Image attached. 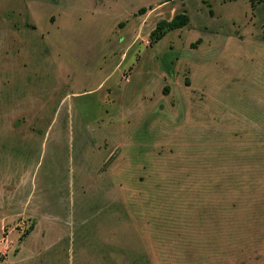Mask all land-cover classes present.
I'll return each instance as SVG.
<instances>
[{
	"label": "rangeland",
	"instance_id": "1",
	"mask_svg": "<svg viewBox=\"0 0 264 264\" xmlns=\"http://www.w3.org/2000/svg\"><path fill=\"white\" fill-rule=\"evenodd\" d=\"M0 264H264V0H0Z\"/></svg>",
	"mask_w": 264,
	"mask_h": 264
},
{
	"label": "trees",
	"instance_id": "2",
	"mask_svg": "<svg viewBox=\"0 0 264 264\" xmlns=\"http://www.w3.org/2000/svg\"><path fill=\"white\" fill-rule=\"evenodd\" d=\"M188 22H189V17L185 13L175 14L168 21L163 20V21L158 22L156 24V27L151 32V37H155L156 39H160L166 30H173V29L181 28V27L187 25ZM157 33H159L158 36L156 35Z\"/></svg>",
	"mask_w": 264,
	"mask_h": 264
}]
</instances>
